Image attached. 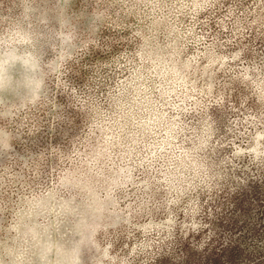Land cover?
Segmentation results:
<instances>
[{
    "label": "rangeland",
    "instance_id": "374dc122",
    "mask_svg": "<svg viewBox=\"0 0 264 264\" xmlns=\"http://www.w3.org/2000/svg\"><path fill=\"white\" fill-rule=\"evenodd\" d=\"M254 250L264 0H0V264Z\"/></svg>",
    "mask_w": 264,
    "mask_h": 264
},
{
    "label": "trees",
    "instance_id": "16d2710c",
    "mask_svg": "<svg viewBox=\"0 0 264 264\" xmlns=\"http://www.w3.org/2000/svg\"><path fill=\"white\" fill-rule=\"evenodd\" d=\"M233 250V249H232ZM231 250V251H232ZM255 252H252L250 255L251 256H255L256 254H258V255H260V257H255V258H253V259H248V258H246V257H243V258H240L241 259V261H245L244 263H241V264H264V255L263 256H261V253L262 252H258V250H254ZM233 254H231L229 257H227L226 258V256H225V259H224V264H226L227 262H229V261H234V258H233ZM239 259V260H240Z\"/></svg>",
    "mask_w": 264,
    "mask_h": 264
}]
</instances>
